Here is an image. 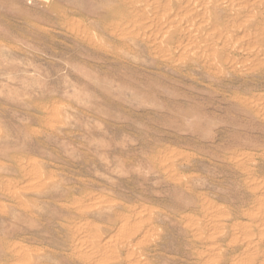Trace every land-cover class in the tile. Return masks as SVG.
<instances>
[{
    "label": "rangeland",
    "instance_id": "obj_1",
    "mask_svg": "<svg viewBox=\"0 0 264 264\" xmlns=\"http://www.w3.org/2000/svg\"><path fill=\"white\" fill-rule=\"evenodd\" d=\"M0 264H264V0H0Z\"/></svg>",
    "mask_w": 264,
    "mask_h": 264
}]
</instances>
